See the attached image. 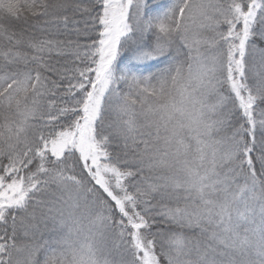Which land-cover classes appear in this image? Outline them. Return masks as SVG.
<instances>
[{"label": "snow or ice", "instance_id": "1", "mask_svg": "<svg viewBox=\"0 0 264 264\" xmlns=\"http://www.w3.org/2000/svg\"><path fill=\"white\" fill-rule=\"evenodd\" d=\"M0 264H264V0H0Z\"/></svg>", "mask_w": 264, "mask_h": 264}]
</instances>
